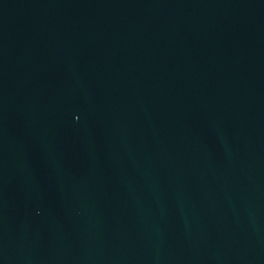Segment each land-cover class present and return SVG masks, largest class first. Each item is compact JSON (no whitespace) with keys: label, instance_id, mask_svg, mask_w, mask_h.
I'll list each match as a JSON object with an SVG mask.
<instances>
[{"label":"water","instance_id":"95a60500","mask_svg":"<svg viewBox=\"0 0 264 264\" xmlns=\"http://www.w3.org/2000/svg\"><path fill=\"white\" fill-rule=\"evenodd\" d=\"M0 264H264V0H0Z\"/></svg>","mask_w":264,"mask_h":264}]
</instances>
